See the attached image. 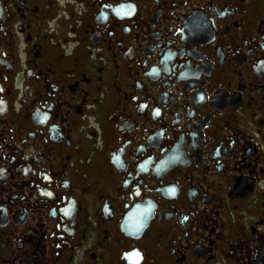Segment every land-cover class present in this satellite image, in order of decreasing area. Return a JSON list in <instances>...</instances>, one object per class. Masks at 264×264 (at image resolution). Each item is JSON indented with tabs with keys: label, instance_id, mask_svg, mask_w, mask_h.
<instances>
[{
	"label": "flooded vegetation",
	"instance_id": "flooded-vegetation-1",
	"mask_svg": "<svg viewBox=\"0 0 264 264\" xmlns=\"http://www.w3.org/2000/svg\"><path fill=\"white\" fill-rule=\"evenodd\" d=\"M0 264H264V0H0Z\"/></svg>",
	"mask_w": 264,
	"mask_h": 264
}]
</instances>
